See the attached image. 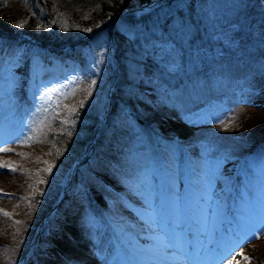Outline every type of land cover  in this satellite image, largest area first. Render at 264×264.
<instances>
[{"label": "trees", "instance_id": "1", "mask_svg": "<svg viewBox=\"0 0 264 264\" xmlns=\"http://www.w3.org/2000/svg\"><path fill=\"white\" fill-rule=\"evenodd\" d=\"M4 1L15 5L26 22L23 29L15 30L0 22V40L8 41L10 50L17 45L23 48L16 68L19 77L6 97L9 113L1 119L5 122L1 129L2 151L6 152L9 147L20 152L26 150L43 168L33 162L27 164L28 169L39 174L35 191L21 205V212L13 217L14 224L0 220V264H22L34 234L37 240L31 253L33 259L46 246H51L55 238L63 240L64 225L74 221L78 201L86 200L90 210L96 211L97 206L89 202L92 196L103 199L106 193L113 200L126 199L120 192L118 178L124 174L131 178L134 170L147 165L139 164L131 171L124 169L123 175L118 173L122 164L115 158V146L120 139H126L130 128L142 131L152 142L149 154L173 143L179 147L192 146L201 158L240 159L264 144L259 121L250 113L237 122L236 135H219L218 141L208 131L173 140L159 128L162 120H175L198 107L203 94L210 97L213 90L231 86L234 79L228 72L237 57L230 46L246 50L250 63L255 60L251 56L253 50H264L262 0H238L227 8L221 6L227 0H217L219 5L211 0L208 10V0H152L145 9L142 0H0ZM235 4L237 9H230ZM122 6L125 10L119 14L105 16ZM43 20L49 23L50 30L35 34L34 27ZM173 21L186 23L184 30L190 28V31L185 34L184 30L170 31ZM21 35L23 39H19ZM97 37L103 39L95 45ZM29 46L61 59L70 52L74 64L68 70L70 76L83 73L88 80L83 98L68 101L64 111L51 102L32 109L25 75ZM261 56L264 57V51ZM59 79L69 80V76ZM15 137L21 140L15 143ZM49 164L52 171H44ZM214 168L225 185H230L229 174ZM166 169L170 168L161 165L163 188L170 193L168 178L175 177V173ZM176 172L180 180H185L188 198L190 193L186 191H195L199 178L187 168ZM79 184L85 191L76 198L82 192ZM204 191L201 186L199 193ZM213 204L209 202V211L213 228L218 230L216 224L222 220L218 219ZM228 204L227 197L222 199L218 210L222 207L226 211ZM121 206L137 209L130 202ZM169 210L168 206L164 208L163 217L169 215ZM18 216L20 221L16 223ZM131 216L142 219L137 211ZM173 217L168 223L171 226Z\"/></svg>", "mask_w": 264, "mask_h": 264}, {"label": "rangeland", "instance_id": "2", "mask_svg": "<svg viewBox=\"0 0 264 264\" xmlns=\"http://www.w3.org/2000/svg\"><path fill=\"white\" fill-rule=\"evenodd\" d=\"M148 1L152 0H142L143 9ZM212 1L216 5L220 3ZM237 1L227 0L221 6L227 8L228 4ZM210 2L208 0L207 10ZM261 5L264 6V0ZM0 7H4L3 11L0 10V22H6L12 30L23 29L26 21L15 5L4 1L0 2ZM230 9L236 10L237 5ZM124 10L123 6L115 8L105 16L116 15ZM21 23L24 26L18 27ZM38 25L40 27H34L35 34L50 30V25L45 20ZM186 27V23L182 25L179 21H173L170 31H181ZM189 31L190 28L184 30V34ZM23 38L22 35L19 37ZM102 39L95 38V45L101 44ZM227 44L230 45L231 41ZM20 49H23L21 45H17L10 50L9 42L0 40V165H7L0 167V220H5L7 224L15 223L16 219L13 217L21 212V205L35 191L39 174L28 169L27 164L33 162L43 168L28 151L20 152L8 146L9 149L4 152L1 146L4 139L1 129L5 125L1 119L9 113L6 97L12 92L16 78L19 77L16 68L20 63ZM230 50L237 57L228 72L234 79L231 86L213 90V96L210 97L203 94L200 105L191 112L182 114L180 118L162 120L159 128L165 136L183 140L189 134L208 131L218 141L219 135H236L237 122L250 113L256 115L260 135L264 137V57L261 56L264 50L260 48L252 51L251 56L255 58L252 63L247 61L246 50H237L232 46ZM26 55L28 70L25 75L27 90L32 98V109H37L44 102H51L58 104L60 110L64 111L68 101L76 102L83 98L88 80L83 77V73L76 77L70 76L68 70L74 68L70 52L61 59V56L50 53L46 55L29 46ZM63 75L69 76V80L60 81L59 78ZM161 91H165V87H161ZM20 140L15 137V143ZM151 144L142 131L130 128L126 139H120L115 146V158L122 164L118 173L123 175L124 169L131 171L139 164L147 165L141 166L138 171L134 170L135 174L131 178H126V174L118 178L122 186L120 192L126 199L123 201L121 197L120 200H113L106 193L102 195L103 199L92 196L89 202L97 206L96 211L90 210L86 200L78 201L74 221L64 225L61 237L63 240L55 238L53 244L46 246L45 251L34 259L31 258V252L36 242L31 241L32 244L23 254L22 264H229L234 256L238 264H264V234L251 239L256 231L264 233V144L251 155L238 160L228 156L201 158L199 153L192 150V146L179 147L173 143L163 145L155 154H149ZM139 146L142 148L138 149ZM163 164L170 168L166 169L167 172L175 173V177L168 178L170 193L163 188ZM214 166L216 170L229 174L231 185H225L224 179L216 174ZM185 168L193 171L199 178V187L194 188L195 191H186L190 193L188 198H185V180H180V175L176 172ZM79 185L82 192L76 198L81 197L85 191V187ZM201 186L206 192L199 193ZM228 191H231V206L226 214L222 207L218 210V202L228 195ZM209 195L214 197L210 200ZM210 201H213V208L218 211L219 218L225 217L229 222V226L223 227L217 235L215 230H208L212 225L210 215L207 217ZM127 202L134 203L137 209L121 206ZM113 206L116 208H111ZM167 206L170 209L169 215L163 217ZM136 211L137 215H142L141 220H135L131 216ZM5 212L9 215L5 216ZM181 213L188 215L191 222L179 221ZM170 214L175 216L171 220L174 224L172 230L166 227ZM233 219L238 223L237 228L232 223ZM19 221L18 216L16 223ZM191 225L198 226V230L192 231ZM214 236V245L207 250L199 247V243L204 240L206 247L207 240L211 242L210 239ZM122 239L124 242L130 241L127 246ZM128 247L138 255L132 254ZM243 256L249 257V260L245 261Z\"/></svg>", "mask_w": 264, "mask_h": 264}, {"label": "snow or ice", "instance_id": "3", "mask_svg": "<svg viewBox=\"0 0 264 264\" xmlns=\"http://www.w3.org/2000/svg\"><path fill=\"white\" fill-rule=\"evenodd\" d=\"M17 26H18V27H23L24 24L21 23V24H19V25H17ZM37 27H40V26L37 25ZM85 31H91V29H85ZM93 83H95V81H93ZM5 166H7V165H0V167H5ZM12 170L14 171L15 169H12ZM44 171H46V172H51V171H52V165L49 164L48 167L44 169ZM40 182L43 183L44 181H40ZM4 215H5V216H8L9 214H8L7 212H5ZM260 234H264V233H261L260 231H256V232H254V233H253V238H251V239H257V238H259V235H260ZM251 239H247V240H251ZM247 240H245L244 242L246 243ZM243 259H244L245 261H248V260H249V257H247V256H243ZM234 262H235V256L233 257L232 261L229 262V264H234ZM235 264H238V262H235Z\"/></svg>", "mask_w": 264, "mask_h": 264}]
</instances>
